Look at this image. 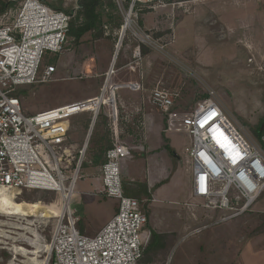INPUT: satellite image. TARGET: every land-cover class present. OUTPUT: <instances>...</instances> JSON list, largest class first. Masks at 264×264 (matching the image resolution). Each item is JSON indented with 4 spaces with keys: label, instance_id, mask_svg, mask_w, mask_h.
Segmentation results:
<instances>
[{
    "label": "rangeland",
    "instance_id": "rangeland-1",
    "mask_svg": "<svg viewBox=\"0 0 264 264\" xmlns=\"http://www.w3.org/2000/svg\"><path fill=\"white\" fill-rule=\"evenodd\" d=\"M16 1L5 20L16 14L23 0ZM45 1L66 11L78 2ZM114 3V19L105 17V37L94 39L87 33L80 42L68 37L65 51L45 60V65L56 66L51 79L21 88L24 113L36 114L99 95L106 72L115 65L114 81L124 84L116 90L122 139L129 145L143 142L147 146V163L137 165L128 157V165L136 171L126 178L128 189L140 184L148 189V194L135 195L144 200L148 214L142 232L149 238L151 229L173 232L163 253L144 255L138 264H264V190L249 211L225 221L222 217L233 210L207 208L196 200L187 151L193 141L182 122L199 102L215 100L264 150V134L260 138L256 134L264 117V0H152L137 5L125 31L128 4L121 10ZM138 81L145 87L142 91L126 85ZM156 86L177 95L172 117L150 101ZM108 115V111L101 113L92 128V112L69 118L65 147L74 167L85 161L71 206L81 217L77 227L86 235H95L119 206L117 198L95 194L93 181L100 169L86 166L94 148L91 139L83 156L91 134L93 140L107 136L111 142ZM64 197L57 191L31 190L22 192L17 201L39 202L55 210ZM15 219L0 214V264H45L46 244L57 219L20 218L21 225L34 222L35 231L26 236L40 240V263L32 259L35 255L15 253L17 246L35 250V244L21 240L23 230L10 226L17 223Z\"/></svg>",
    "mask_w": 264,
    "mask_h": 264
},
{
    "label": "built area",
    "instance_id": "built-area-1",
    "mask_svg": "<svg viewBox=\"0 0 264 264\" xmlns=\"http://www.w3.org/2000/svg\"><path fill=\"white\" fill-rule=\"evenodd\" d=\"M115 1L121 10L128 4L126 19L129 17L130 27L131 13L137 5L152 0ZM77 9L66 11L45 0H23L9 20L5 19L10 9L0 14V193H12L15 199L31 190L65 195L61 207L55 206L58 212L53 218L57 220L46 264H138L150 239L142 232L148 214L144 200L129 193L126 178L127 173L136 171L130 168L135 166L128 165L129 155L146 153L147 148L143 142L129 145L122 139L116 90L124 84L114 81L115 65L106 72L99 95L36 114H25L19 98L23 86L51 79L56 66L45 65V60L65 51L70 21ZM126 85L137 91L144 89L140 83ZM150 101L170 115L176 108L177 95L156 86ZM106 111L111 147L93 184L95 194L115 197L119 206L100 231L86 235L77 227L81 217L71 206L82 177V159L74 167L70 150L65 147L69 118L92 112L94 126ZM182 122L193 141L187 150L192 163L193 197L207 208L233 210L222 217L224 221L249 211L264 190V150L215 100L199 102ZM219 183L223 185L217 190ZM15 218L21 223L19 217ZM23 241L30 243L28 239Z\"/></svg>",
    "mask_w": 264,
    "mask_h": 264
},
{
    "label": "trees",
    "instance_id": "trees-1",
    "mask_svg": "<svg viewBox=\"0 0 264 264\" xmlns=\"http://www.w3.org/2000/svg\"><path fill=\"white\" fill-rule=\"evenodd\" d=\"M16 2V0H0V14H3L7 10L14 8ZM77 6V12L70 21L68 37H71L74 42H80L83 36L87 33H92L94 39H101L105 37L104 26L107 23L105 21V17L114 19L116 13V5L114 0H78ZM116 27H120V24L116 23ZM263 125L264 117H262L260 120L257 129L259 127L260 128L258 131H256V134L259 138L264 134ZM90 139L94 143V148L91 151V163L90 165L86 166L100 169V167L106 161V152L111 147V142L107 136H96V138L93 140V134H91ZM82 167H85V161H83ZM128 191L131 195L148 194V189L145 184H140L136 189H128ZM172 236L173 234L159 233L154 229H151L150 240L145 247L144 255L150 254L152 252L154 254L163 253L164 250H166L171 244L170 239ZM151 261L152 258L149 260V262Z\"/></svg>",
    "mask_w": 264,
    "mask_h": 264
},
{
    "label": "bare ground",
    "instance_id": "bare-ground-1",
    "mask_svg": "<svg viewBox=\"0 0 264 264\" xmlns=\"http://www.w3.org/2000/svg\"><path fill=\"white\" fill-rule=\"evenodd\" d=\"M129 25H130V19L129 17H127L126 23H124V28H128ZM55 210L48 208L46 206H43V204L39 202L34 203V204L32 203V205L27 204L25 201L18 202L17 199H15L14 194L12 193H8L5 191H2L0 193V214L8 215V216H11L12 218H15V217H19L23 219L24 217H35V218H42V219L52 218L57 215L58 211L57 209ZM32 225H34L33 221H29L25 225H21V223L10 222L11 227H15V228H18L24 231L22 234V236L24 237L23 238L21 237L22 241L28 239V241H30V244H32V247L35 244V250L33 251L23 246H17L15 248V253L16 254L21 253L22 255H25V256H27L28 254L35 255L32 259H34L35 262L36 261L39 262L38 259L40 257V252H41L40 247L42 244L39 239H37V241L34 242L35 240L31 241L32 238L26 236L27 233H32L33 231H35ZM36 233L38 234L37 231ZM46 248L48 249V244H46ZM45 264H46V261H45Z\"/></svg>",
    "mask_w": 264,
    "mask_h": 264
},
{
    "label": "crops",
    "instance_id": "crops-1",
    "mask_svg": "<svg viewBox=\"0 0 264 264\" xmlns=\"http://www.w3.org/2000/svg\"><path fill=\"white\" fill-rule=\"evenodd\" d=\"M116 56V55H115ZM115 59V58H114ZM148 72H149V70H148ZM143 79H144V76H143ZM138 83H141L140 81H138ZM143 83V85H144V82H142ZM145 86V85H144ZM145 88V87H144ZM133 90V89H132ZM134 91H137V90H134ZM140 91V90H139ZM142 91V90H141ZM145 144V143H144ZM145 146H146V144H145ZM146 148H147V146H146ZM129 158H131V160L133 161V160H135V162H136V164L137 165H141V161H143V160H146V157H145V154L144 153H133L132 155H129ZM148 166H149V164H148ZM100 231V230H99ZM160 233H162V232H160ZM163 233H170V234H173V232L172 231H168V232H163Z\"/></svg>",
    "mask_w": 264,
    "mask_h": 264
},
{
    "label": "water",
    "instance_id": "water-1",
    "mask_svg": "<svg viewBox=\"0 0 264 264\" xmlns=\"http://www.w3.org/2000/svg\"><path fill=\"white\" fill-rule=\"evenodd\" d=\"M93 123H94V118H93V122H92L91 128L93 127Z\"/></svg>",
    "mask_w": 264,
    "mask_h": 264
}]
</instances>
